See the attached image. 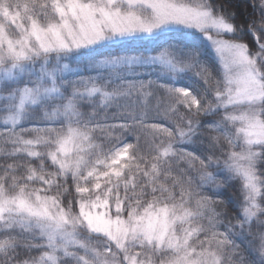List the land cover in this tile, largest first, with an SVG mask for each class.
Instances as JSON below:
<instances>
[{
  "label": "snow or ice",
  "instance_id": "obj_1",
  "mask_svg": "<svg viewBox=\"0 0 264 264\" xmlns=\"http://www.w3.org/2000/svg\"><path fill=\"white\" fill-rule=\"evenodd\" d=\"M251 7L0 0V264H264Z\"/></svg>",
  "mask_w": 264,
  "mask_h": 264
},
{
  "label": "trees",
  "instance_id": "obj_2",
  "mask_svg": "<svg viewBox=\"0 0 264 264\" xmlns=\"http://www.w3.org/2000/svg\"><path fill=\"white\" fill-rule=\"evenodd\" d=\"M234 2H229L231 5V10L236 11L240 20H243L249 16L253 12V8L251 5L253 3H258V0H233ZM250 39V38H246ZM136 48H140L141 46L139 44L134 45ZM82 70V69H81ZM203 119L207 120H216L219 119V117H214V116H209V117H202ZM187 150H192L194 145H185L184 146ZM222 196L221 199L225 201L227 204L226 211L230 214L235 216L237 214V205L240 203V198H239V182L238 181H233L231 186H225L221 190ZM229 198L232 199V202L229 203ZM257 225L254 223L252 225V235L248 236L243 242L240 240L237 241V243L241 244V250L244 251L245 253L247 252L246 245L251 242V244H256L258 241L256 240V235H257Z\"/></svg>",
  "mask_w": 264,
  "mask_h": 264
},
{
  "label": "rangeland",
  "instance_id": "obj_3",
  "mask_svg": "<svg viewBox=\"0 0 264 264\" xmlns=\"http://www.w3.org/2000/svg\"><path fill=\"white\" fill-rule=\"evenodd\" d=\"M228 2H234L233 0H228Z\"/></svg>",
  "mask_w": 264,
  "mask_h": 264
}]
</instances>
